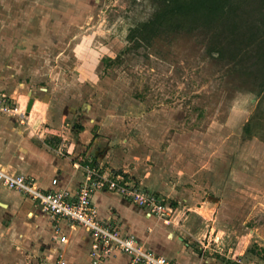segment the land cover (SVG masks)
Segmentation results:
<instances>
[{
    "label": "rangeland",
    "instance_id": "rangeland-1",
    "mask_svg": "<svg viewBox=\"0 0 264 264\" xmlns=\"http://www.w3.org/2000/svg\"><path fill=\"white\" fill-rule=\"evenodd\" d=\"M153 10L149 0H0V115L27 133L25 118L2 108L25 113L30 99L42 100L30 125L62 132V157L69 151L88 162L104 152L106 161L91 158L92 166L111 175L126 170L150 193L170 191L158 193L171 209L164 218L181 222L201 212L195 234L209 242L206 256L264 264V95L207 53L212 32L155 39L121 53L122 64L108 63ZM263 12L245 8L258 26ZM78 126L101 140L91 155H75ZM145 176L149 189L138 180ZM5 210L0 206V264H55L56 242L38 238L29 214Z\"/></svg>",
    "mask_w": 264,
    "mask_h": 264
},
{
    "label": "crops",
    "instance_id": "crops-1",
    "mask_svg": "<svg viewBox=\"0 0 264 264\" xmlns=\"http://www.w3.org/2000/svg\"><path fill=\"white\" fill-rule=\"evenodd\" d=\"M16 93L17 91H14L10 95V99L14 100ZM3 96L5 95L2 94L0 97ZM5 99V97L4 99L0 98V105ZM40 101L42 100L33 97L31 110L27 116L25 115L28 126L25 129L27 133L15 125L12 118L0 115V171L10 175L22 174L27 180H32L34 187L42 192L52 189L51 181L55 179L58 181L59 188L75 190L82 184L84 176L82 170H74L73 165L89 164L92 166L91 158L95 159H93L95 163L102 165L101 163L106 161V155L104 152L94 151L92 157L88 158L90 160H85L89 163L76 161V156L71 158L69 151L67 152L68 157H62L61 147H57L61 141L62 132H53L47 127L43 130L38 125H30L37 108L36 103ZM18 119L20 120V118ZM77 137L78 141L72 144L76 152L75 155L86 149L87 155H91L90 153L97 143L101 141L99 137L92 136L90 130L85 128L80 131ZM53 141L54 143H52ZM89 145L90 147H88ZM122 172L125 176H130L126 170ZM148 179L145 176L138 180L146 186L147 184L151 186L149 182L152 178ZM166 189L165 186H162L158 187V190L153 192L154 194L147 192L160 199L158 193L161 195L170 194V191H166ZM21 194L24 195V198ZM92 202L97 218L101 222L117 226L121 234L133 236L144 249L162 256L174 264H218L216 259L205 255L210 246L209 242H201L195 234L198 230L197 226L200 222L198 217L201 212H189L181 222L177 218L178 215H174L167 223H164L163 220L150 214L148 210L113 192H96L92 196ZM0 204L7 213L15 214L22 211L29 214L33 222L32 230L38 234L39 239L40 237L44 239L46 244L50 240L56 242L60 236H66L67 243L60 245L65 264H92L89 257L91 239L83 228L72 225L66 220L51 219L46 213L33 210L29 196L24 193L8 191L4 187L0 189ZM210 234L209 232L211 239ZM202 239L203 241L206 239L205 235ZM219 240L220 237L215 240L217 246L220 245ZM195 242L198 244L194 245ZM213 252L216 253L215 250ZM50 254L55 263L56 253L50 251ZM97 264H130V260L126 256L114 254L102 259Z\"/></svg>",
    "mask_w": 264,
    "mask_h": 264
},
{
    "label": "built area",
    "instance_id": "built-area-1",
    "mask_svg": "<svg viewBox=\"0 0 264 264\" xmlns=\"http://www.w3.org/2000/svg\"><path fill=\"white\" fill-rule=\"evenodd\" d=\"M4 102V100H3ZM3 111L20 118L23 122L25 113L17 107L2 108ZM73 169H81L84 180L75 190L59 188L58 181L52 180V189L39 191L23 175H10L0 171V182L7 190L24 193L31 200L33 210L46 213L51 219L66 220L72 225L83 228L91 239L89 257L92 264L99 263L114 254L126 256L130 264H174L166 258L144 249L130 235L121 234L119 228L101 222L93 207L92 196L96 192L109 191L121 196L135 205L167 223L170 207L155 195L148 193L141 184L124 174L111 175L89 164H74ZM168 212V213H167ZM67 243L66 236H60L51 251L56 253L55 264H65L61 244Z\"/></svg>",
    "mask_w": 264,
    "mask_h": 264
},
{
    "label": "trees",
    "instance_id": "trees-1",
    "mask_svg": "<svg viewBox=\"0 0 264 264\" xmlns=\"http://www.w3.org/2000/svg\"><path fill=\"white\" fill-rule=\"evenodd\" d=\"M154 5L150 17L129 29V44L108 63L120 65L121 56L151 47L159 38L168 39L178 34L212 32L213 41L207 53L222 65L239 69L254 85L257 97L264 95V12L260 26L256 18H248L245 8L260 12L264 0H149ZM246 3V2H245ZM246 85V84H245ZM247 86V85H246ZM79 131L83 130L78 126Z\"/></svg>",
    "mask_w": 264,
    "mask_h": 264
},
{
    "label": "water",
    "instance_id": "water-1",
    "mask_svg": "<svg viewBox=\"0 0 264 264\" xmlns=\"http://www.w3.org/2000/svg\"><path fill=\"white\" fill-rule=\"evenodd\" d=\"M32 105H33V99H30L27 106H26V109H25V115L26 116L28 115L29 111L31 110ZM0 206H2V205L0 204Z\"/></svg>",
    "mask_w": 264,
    "mask_h": 264
}]
</instances>
